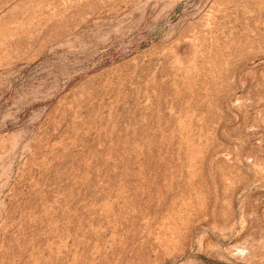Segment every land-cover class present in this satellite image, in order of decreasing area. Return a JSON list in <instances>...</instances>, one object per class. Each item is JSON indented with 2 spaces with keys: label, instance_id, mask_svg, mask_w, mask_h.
<instances>
[{
  "label": "rangeland",
  "instance_id": "rangeland-1",
  "mask_svg": "<svg viewBox=\"0 0 264 264\" xmlns=\"http://www.w3.org/2000/svg\"><path fill=\"white\" fill-rule=\"evenodd\" d=\"M0 264H264V0H0Z\"/></svg>",
  "mask_w": 264,
  "mask_h": 264
}]
</instances>
